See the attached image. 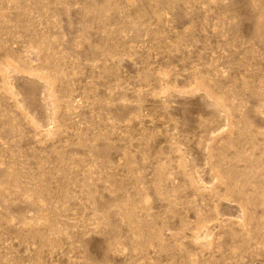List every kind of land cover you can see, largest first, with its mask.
Listing matches in <instances>:
<instances>
[{
	"label": "rangeland",
	"instance_id": "rangeland-1",
	"mask_svg": "<svg viewBox=\"0 0 264 264\" xmlns=\"http://www.w3.org/2000/svg\"><path fill=\"white\" fill-rule=\"evenodd\" d=\"M0 264H264V0H0Z\"/></svg>",
	"mask_w": 264,
	"mask_h": 264
}]
</instances>
